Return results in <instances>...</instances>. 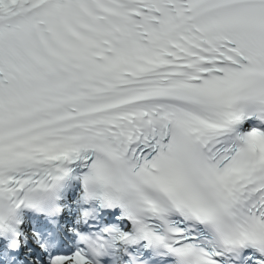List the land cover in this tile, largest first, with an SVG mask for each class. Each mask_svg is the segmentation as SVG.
Returning <instances> with one entry per match:
<instances>
[{
	"label": "snow or ice",
	"instance_id": "snow-or-ice-1",
	"mask_svg": "<svg viewBox=\"0 0 264 264\" xmlns=\"http://www.w3.org/2000/svg\"><path fill=\"white\" fill-rule=\"evenodd\" d=\"M0 264H264V0H0Z\"/></svg>",
	"mask_w": 264,
	"mask_h": 264
}]
</instances>
